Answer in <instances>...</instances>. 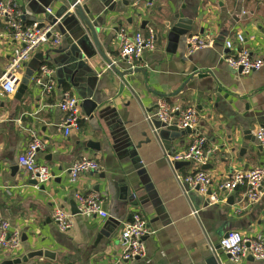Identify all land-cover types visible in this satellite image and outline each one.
I'll list each match as a JSON object with an SVG mask.
<instances>
[{"label":"crops","instance_id":"1","mask_svg":"<svg viewBox=\"0 0 264 264\" xmlns=\"http://www.w3.org/2000/svg\"><path fill=\"white\" fill-rule=\"evenodd\" d=\"M51 2L53 13L63 3ZM22 17L30 25L47 20V13L31 11L27 0H16ZM84 0L81 4L100 31L97 34L101 50L121 71L128 70L119 57L117 31L147 33L152 29L155 49L144 51L139 72L118 76L95 55L84 67L90 74L91 98L98 105L91 117L79 105L81 120L78 129L68 135L59 126L61 113L56 104L63 91H72L55 64L61 54L52 50L64 48L69 36L58 45L45 44L34 54L42 53L43 61L54 71L56 88L44 92L37 81L39 67L33 56L18 72L33 65L28 90L16 98L12 94L0 97V219L9 222L10 231L19 234L15 251L0 252V262L37 249L54 252V260L33 258L26 264H207L214 247L229 231L236 230L247 237L264 233V193L248 204L244 189L221 195L217 185L236 170H249L264 163V151L254 138L257 126H264V65L250 74H240L224 61L229 52L224 42L232 40L253 56L264 55V0ZM172 12L182 13L192 21L191 30L168 51L164 22ZM145 21V27L142 22ZM209 33L212 45L187 52L185 39L190 35ZM0 75L9 62L14 42L3 29L0 20ZM244 38L238 44L235 37ZM59 68V69H58ZM177 90H179L177 92ZM177 92V93H175ZM79 97V96H78ZM164 99L180 108L194 106L198 110L197 130L206 138L205 150L210 157L204 165L211 176L208 190L218 195L217 202L207 196L183 188L177 176L184 177L201 166L189 162L175 169L165 158L166 152L187 148L191 133L173 140L169 147L156 141L145 114L154 113L156 102ZM35 130L42 143L37 161L48 166L51 179L42 185L30 183V177L17 163L18 155ZM149 138L148 143L144 141ZM141 143L136 153L141 168H134L123 150V142ZM96 143L95 148L87 146ZM246 152L239 156L240 148ZM81 156L93 158L97 171L81 174L71 181L69 167ZM117 188V191L114 188ZM127 187V191L123 186ZM97 192L106 218L83 217L71 213L70 201L76 192ZM134 197L129 201V194ZM191 193L202 197L190 198ZM232 197V204L227 198ZM135 202V203H134ZM56 208L69 215L71 227L60 231L52 219ZM195 211V213H194ZM139 213L148 220L153 233L144 237L145 253L132 261L121 258L120 231L122 224ZM219 264H235L220 249ZM237 264H264V260L247 258Z\"/></svg>","mask_w":264,"mask_h":264},{"label":"built area","instance_id":"2","mask_svg":"<svg viewBox=\"0 0 264 264\" xmlns=\"http://www.w3.org/2000/svg\"><path fill=\"white\" fill-rule=\"evenodd\" d=\"M84 0H76L81 4ZM118 1V0H111ZM154 0H149L150 5ZM73 10L71 6L70 11ZM51 14L50 7L46 9ZM29 15V11L20 10L16 0H0V20L3 22V29L14 42L11 47L9 62L3 73L0 75V97L10 95L14 92L18 80V72L26 64L32 55L43 45H58L62 38L54 25L48 22H33L27 25L22 17ZM2 34L0 33V38ZM119 42V57L127 65L128 69L138 66L144 51L155 49V36L152 29L147 33L141 31L129 32L126 28H119L117 31ZM238 44L243 43V36L237 34L235 37ZM187 52L209 47L212 39L208 32L206 35H190L185 39ZM225 48L229 51L224 56L226 64L239 71L240 74H250L259 70L264 65V55L253 56L244 47H237L232 40L226 39ZM53 69L47 64L39 66L37 81L43 85L44 92L50 94L56 88V81L53 78ZM81 98L72 92L63 91L59 102L56 104L61 113L59 126L63 133L68 135L72 129H78L81 120L80 105ZM146 119L150 122L156 119L167 125H175L179 129L188 128L191 130V142L189 146L178 152H166L165 158L173 166L176 161H188L196 165H204L209 157V151L205 150L206 138L197 130L198 110L194 106L180 108L169 104L164 99L156 102L153 114L146 113ZM254 138L264 151V126L260 125L254 130ZM42 148L41 140L35 130L29 132V140L24 150L18 155L17 163L24 173L36 181V186L43 185L51 179L50 170L47 165L37 161V153ZM98 163L95 159L81 156L69 167L71 181H76L81 174L98 170ZM177 181L185 189L198 187V192L205 194L211 184V176L198 170L184 177L177 176ZM244 189V197L248 204L256 203L264 193V163L249 170L233 171L229 177L217 185L221 195L229 194L237 188ZM208 202H217L218 195L211 193L207 196ZM75 204L79 214L90 218L99 216L106 218L107 212L102 208V200L97 192H76L74 195ZM195 213V211H194ZM52 219L60 231H66L71 227L69 215L60 208H56ZM153 233L148 220L139 213H134L131 219L122 224L120 231L121 258L124 261H132L145 253L144 237ZM19 247V234L17 231H10L9 222L0 219V252L15 251ZM219 247L228 256L232 263H240L251 257L255 260H264V233L254 237H247L239 231L231 230L224 235Z\"/></svg>","mask_w":264,"mask_h":264},{"label":"water","instance_id":"3","mask_svg":"<svg viewBox=\"0 0 264 264\" xmlns=\"http://www.w3.org/2000/svg\"><path fill=\"white\" fill-rule=\"evenodd\" d=\"M51 2H60V0H27V5L29 9L33 12L34 6H41L42 10L36 13H46V9L49 8V4ZM110 2V0H108ZM71 6H73V10L70 11ZM91 11L82 4L76 3V0H68L67 4L63 3L59 6L58 10L54 13L52 11L51 16H48L46 22L50 25H54L55 28L59 31L62 38L69 36L70 42L66 47L61 48L57 47L53 49V52L61 54V58L54 63L57 64L58 67H61V71L63 73V77L60 78L59 84L64 83L65 81L70 85L72 91L77 94L81 98L80 105L83 108V111L86 116L91 117L93 111L97 108L98 103L91 98V79L90 74L84 69L86 63L93 56L97 55L101 60H103L111 70H113L118 76L124 77L132 72H139V68L128 69L125 71L118 70L114 63L110 59H108L105 54L101 50V45L98 40L97 34L100 31L99 27L95 26V22H93L90 17ZM145 21L142 22V27H145ZM192 21L188 18H184L182 13L172 12L167 16V19L164 22V26L167 30L166 38L168 41V51H173L175 45L179 41L180 37L185 36L191 30ZM33 64L38 68L43 61V54L36 53L33 56ZM33 65H30L25 69V74L17 82L16 88V98L20 99V97L28 90V85L30 83V78L33 76L34 70ZM59 69V68H58ZM179 90H177L178 92ZM175 92V93H177ZM150 128L152 131V135L156 141H159L166 148L169 147V144L180 137L184 133H191V130L179 129L175 125H167L166 123H162L156 119H153L150 123ZM150 141L147 138L144 143H148ZM141 143L132 144L129 142H123V150L126 153L127 158L133 164L134 168H141L140 159L137 156L136 150L139 148ZM87 146L90 148L97 149V144L88 142ZM246 148L242 147L239 150V156L243 155L246 152ZM189 163L188 161H176L173 163V167L175 169L182 164ZM209 165L201 166L202 170H205ZM30 183L36 185V181L34 179H30ZM117 183H114V188ZM126 189V185L123 186V189ZM41 189H44V186H41ZM117 191V188H115ZM189 190V189H188ZM192 192H198V187L194 188ZM196 193H191L190 198L194 201L202 200V197L198 196ZM199 193V192H198ZM211 194L210 190H207L205 196H209ZM134 197V194H129V201ZM208 201V200H207ZM71 213L79 214L77 210V206L75 202L70 201ZM135 203V202H134ZM227 203L232 204V197L229 196L227 198ZM226 235V234H225ZM219 246L214 247L212 251V255L207 260V264H219V260L216 254V250ZM33 258H46L50 260H54L55 254L47 249H37L32 250L23 256L3 260L0 264H26L29 260ZM252 259L251 257H249Z\"/></svg>","mask_w":264,"mask_h":264}]
</instances>
